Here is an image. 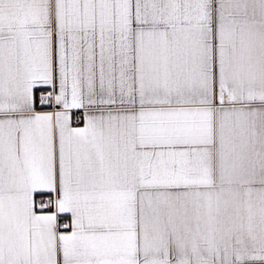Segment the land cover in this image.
<instances>
[{"label": "snow or ice", "instance_id": "obj_1", "mask_svg": "<svg viewBox=\"0 0 264 264\" xmlns=\"http://www.w3.org/2000/svg\"><path fill=\"white\" fill-rule=\"evenodd\" d=\"M250 26L264 0H0V264H264L188 213L244 182L225 134L264 111L233 63Z\"/></svg>", "mask_w": 264, "mask_h": 264}, {"label": "crops", "instance_id": "obj_2", "mask_svg": "<svg viewBox=\"0 0 264 264\" xmlns=\"http://www.w3.org/2000/svg\"><path fill=\"white\" fill-rule=\"evenodd\" d=\"M233 63L241 70L245 88L255 92L264 90V33L255 26L237 32L233 37ZM256 111L240 114L228 122L225 142L228 156L235 158L237 167L234 179L244 178V182L226 184L219 195L200 205H189V218L193 224L199 220L202 227L211 225L218 230L239 229L245 239L249 236L264 240V186L247 183L252 179L254 149L259 151L264 145V111L262 105L251 106ZM215 192V190H213ZM260 244H257L259 247Z\"/></svg>", "mask_w": 264, "mask_h": 264}]
</instances>
